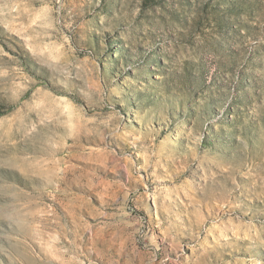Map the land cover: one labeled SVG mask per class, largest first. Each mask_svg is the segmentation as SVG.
<instances>
[{
    "label": "rangeland",
    "instance_id": "rangeland-1",
    "mask_svg": "<svg viewBox=\"0 0 264 264\" xmlns=\"http://www.w3.org/2000/svg\"><path fill=\"white\" fill-rule=\"evenodd\" d=\"M0 264H264V0H0Z\"/></svg>",
    "mask_w": 264,
    "mask_h": 264
}]
</instances>
